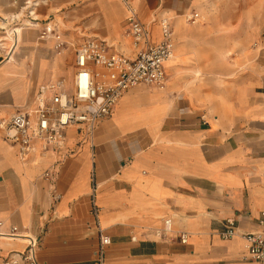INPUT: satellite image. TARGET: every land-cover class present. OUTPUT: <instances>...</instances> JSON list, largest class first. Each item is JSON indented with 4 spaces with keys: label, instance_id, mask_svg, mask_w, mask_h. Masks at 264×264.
I'll return each mask as SVG.
<instances>
[{
    "label": "crops",
    "instance_id": "obj_1",
    "mask_svg": "<svg viewBox=\"0 0 264 264\" xmlns=\"http://www.w3.org/2000/svg\"><path fill=\"white\" fill-rule=\"evenodd\" d=\"M200 2L0 0V28L30 24L21 30L12 62L4 61L0 46V122L35 108L44 83L62 79L72 89L75 48L58 56L52 39L39 42L46 23L76 47L102 39L132 56L130 6L153 44L161 38L160 20L170 19L174 57L165 65L167 88H129L92 134L68 128L61 148L42 150L35 140L36 150L23 160L0 128V232L15 226L19 233L0 237V264L19 259L24 236L38 239L37 264H96L92 193L111 240L104 264H256L241 234L260 230L264 210V65L235 72L211 64L213 48L205 41L213 32L191 29L184 18ZM39 59L43 72L33 92ZM12 63L25 73H14ZM184 66L214 84L188 85L189 74L179 71ZM167 218L170 230L160 235ZM227 220L237 233L223 239Z\"/></svg>",
    "mask_w": 264,
    "mask_h": 264
},
{
    "label": "built area",
    "instance_id": "obj_2",
    "mask_svg": "<svg viewBox=\"0 0 264 264\" xmlns=\"http://www.w3.org/2000/svg\"><path fill=\"white\" fill-rule=\"evenodd\" d=\"M129 16L126 20V32L132 40L134 54L127 56L119 52L112 44L102 39H88L74 49L75 71L72 89L67 91L62 79H53L39 86L35 96L36 106L31 111L11 115L0 122V128L11 143L17 146L18 155L26 160L32 152L33 142L40 140L42 150L61 148L64 144L66 130L75 127L92 134L97 122L109 116L113 106L122 94L132 87L145 86L164 89L167 83L165 61L172 54L173 29L170 19L160 20L161 38L153 44L149 30L136 16L134 9L127 6ZM31 14V12H29ZM197 12L186 16L194 23ZM41 39H52L56 55H62L68 48V42L60 32L46 23L39 32ZM48 170L44 178L49 179ZM92 218L98 236L96 264H104L105 248L111 240L98 221L99 209L91 194ZM260 230L242 233L247 244V257L256 264H264V210L257 218ZM3 221L0 220V226ZM171 219L164 220L160 235L170 230ZM237 227L233 220H227L219 235L223 239L234 236ZM15 226L7 232H0V237H18ZM27 248L17 254L18 260L37 264L36 249L38 239L24 236ZM180 242L186 243L187 235L181 233ZM12 259L11 264H16Z\"/></svg>",
    "mask_w": 264,
    "mask_h": 264
},
{
    "label": "rangeland",
    "instance_id": "obj_3",
    "mask_svg": "<svg viewBox=\"0 0 264 264\" xmlns=\"http://www.w3.org/2000/svg\"><path fill=\"white\" fill-rule=\"evenodd\" d=\"M197 13L198 18L194 23L186 19V16L190 13H187L184 18L192 26L190 27L191 29L203 30L207 28L209 32H213L209 35L210 40L205 41L207 43L211 42L208 43V47L213 48L209 52L210 62H213L211 64L219 67V69L231 65L235 72L240 68L242 70L244 68L255 70L260 61L264 65V0H201ZM10 27L11 25L9 24L6 29L0 28L1 38ZM63 39L66 38L64 37ZM44 40L47 39L39 37V42ZM66 41L68 42V47L73 49L76 47L73 41ZM72 43L73 46L71 45ZM9 49V46L5 48L7 57ZM10 65L13 69L16 68L14 73H25L24 69L14 65V63ZM35 65L37 66V80L30 83L33 92L36 82L40 80L42 75L44 61L39 59ZM179 71L183 75L189 74L185 77L192 81L187 83L194 88L197 85L209 87L214 84V81L212 82V79L206 76L197 78L190 67H181ZM233 74L235 73L233 72ZM19 84L18 86L21 87V83ZM222 84L225 85V83Z\"/></svg>",
    "mask_w": 264,
    "mask_h": 264
},
{
    "label": "bare ground",
    "instance_id": "obj_4",
    "mask_svg": "<svg viewBox=\"0 0 264 264\" xmlns=\"http://www.w3.org/2000/svg\"><path fill=\"white\" fill-rule=\"evenodd\" d=\"M1 17H0V24H2L1 22ZM24 25H29L30 24L25 21ZM24 25H16V26H12L11 28H9L6 32V34L4 36H2V38L0 37V46H2L3 48H7L8 46L10 47L9 52H8V57L4 60H10V62H12L14 60L12 54L14 52V50L17 48L19 42L21 41V30L23 28ZM173 50H172V54L170 56V58H168L165 61V65L167 64V62L169 63L170 61L173 60ZM137 87H141V86H137ZM36 150V147H33L32 151Z\"/></svg>",
    "mask_w": 264,
    "mask_h": 264
}]
</instances>
